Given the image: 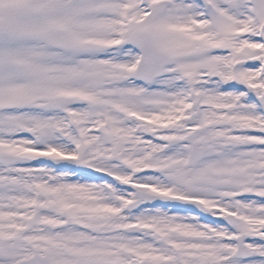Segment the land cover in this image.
<instances>
[{
  "label": "snow or ice",
  "instance_id": "6c2138e0",
  "mask_svg": "<svg viewBox=\"0 0 264 264\" xmlns=\"http://www.w3.org/2000/svg\"><path fill=\"white\" fill-rule=\"evenodd\" d=\"M0 264H264V0H0Z\"/></svg>",
  "mask_w": 264,
  "mask_h": 264
}]
</instances>
